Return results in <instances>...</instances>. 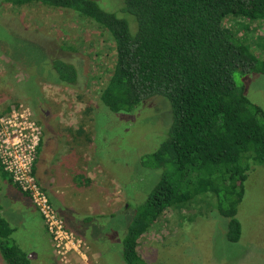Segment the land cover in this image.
I'll list each match as a JSON object with an SVG mask.
<instances>
[{
	"label": "rangeland",
	"instance_id": "obj_1",
	"mask_svg": "<svg viewBox=\"0 0 264 264\" xmlns=\"http://www.w3.org/2000/svg\"><path fill=\"white\" fill-rule=\"evenodd\" d=\"M93 1L108 12L118 6L114 0ZM257 22L228 19L224 25L264 60V22ZM56 59L74 66L75 86L56 82L51 66ZM114 63L111 36L86 18L71 10L42 4L14 6L0 0V113L27 107L40 125L42 142L34 174L60 216L66 213L54 198L52 178L46 177L60 173L50 162L51 154L47 156L54 138L60 144L59 158L70 164L65 170L70 181L80 188V196L90 197L87 204L96 215L89 217V209L66 220L91 243L86 241L87 261L83 264H126L122 248L128 227L159 180L157 171L144 166L142 160L159 148L172 122L168 104L159 99L143 102L131 113H114L98 105ZM233 78L244 87L250 102L264 111V74L235 72ZM79 129L84 131L82 135ZM60 134L63 137L57 136ZM5 188L7 198L0 196L4 215L18 229L13 238L27 241L24 250L31 263L62 264L27 198L15 188ZM214 203L210 193H205L182 207L166 210L139 240L138 252L144 261L264 264V166L254 165L247 173L244 195L236 207L241 227L237 242L228 241L226 219ZM18 209L29 214L25 217ZM72 261L81 264L75 256ZM0 264H5L1 257Z\"/></svg>",
	"mask_w": 264,
	"mask_h": 264
},
{
	"label": "trees",
	"instance_id": "obj_2",
	"mask_svg": "<svg viewBox=\"0 0 264 264\" xmlns=\"http://www.w3.org/2000/svg\"><path fill=\"white\" fill-rule=\"evenodd\" d=\"M114 1L118 6L108 12L93 0H4L71 10L109 33L115 63L98 105L114 113H131L154 99L169 106L172 122L164 140L142 160L159 180L128 227L124 262L147 264L138 252L140 238L166 210L205 193L226 219L228 241L237 242L236 207L247 173L254 165L264 166V111L250 102L233 75L264 74V60L224 22H264V0ZM51 66L57 83L75 86L72 64L56 59ZM0 179L22 193L1 166ZM13 232L0 205V257L5 264H32Z\"/></svg>",
	"mask_w": 264,
	"mask_h": 264
},
{
	"label": "built area",
	"instance_id": "obj_3",
	"mask_svg": "<svg viewBox=\"0 0 264 264\" xmlns=\"http://www.w3.org/2000/svg\"><path fill=\"white\" fill-rule=\"evenodd\" d=\"M41 136L42 129L27 107L0 113V166L36 209L59 262L72 264L75 256L83 264L87 261L86 241L66 227L34 174Z\"/></svg>",
	"mask_w": 264,
	"mask_h": 264
},
{
	"label": "crops",
	"instance_id": "obj_4",
	"mask_svg": "<svg viewBox=\"0 0 264 264\" xmlns=\"http://www.w3.org/2000/svg\"><path fill=\"white\" fill-rule=\"evenodd\" d=\"M57 136L58 137L59 136L63 137V135H61V134L57 135ZM60 149L61 148H60L59 142L54 138V141L52 140V142L49 145V150H48L47 156L51 154L52 161H50V162H51V164H53V168L55 170H59L60 173L58 172V174H54V175L52 174L53 176L52 175L49 176V174H47L46 177L47 178H50V177L52 178L50 184H51V187H52V190H53L54 198L60 202V207H62V209L67 214V216H65L66 214L64 216H61L64 219V221H65L66 227L68 229L72 230L78 237L82 238V236L78 233L77 230L73 229L71 226H68L66 220L67 219L68 220L69 219L74 220L75 218H78V216H77V212L78 211L82 212L84 210L85 212H87L90 209V212L88 211L89 217L92 214L96 215V213H95V209H93L90 205L88 206V204H87V203L90 202V197L87 196V195L80 196V194H81L80 193V188L76 189L75 188L76 185L73 183V181H70L71 175L69 173L65 172V170H68V166H70V164L68 163V160L64 161V158H63V160L61 158H59V156H58L59 153L57 151L60 150ZM72 168H73V166H72ZM48 173H49V171H48ZM86 177H87L88 182L92 181L89 172L86 173ZM7 185L10 186L11 188H15L13 185L9 184L7 180H5V179H1L0 180V196H1V198H3V197L5 199L7 198L5 196V191H4V190H7V188H5ZM72 189H73V191H69V190H72ZM17 192L21 196L25 197L18 190H17ZM25 198H27V197H25ZM27 200L31 204V201L28 198H27ZM3 201L4 200L0 201L1 216H2V218H4L8 222V224L11 227L14 228V232L12 234V238H13V236H15L18 233V229H17V227H15L14 225L11 224L9 218L5 217V215H4L5 209H4ZM32 207H33V205H32ZM34 209L35 208L33 207V210ZM18 210H20V209H18ZM20 211H21L22 214H24L25 217H26V214H29L27 211H22V210H20ZM35 211H36V209H35ZM110 212H113V211H110ZM36 213H37V211H36ZM99 213H102V212H99ZM99 213H98V215H101ZM111 215H113V214H111ZM38 216H39V214H38ZM80 220H82V218H80ZM89 220H90V218H89ZM89 220H87V221H89ZM40 223H41V227L45 231L44 225H43V222H42L41 218H40ZM45 233H46V231H45ZM18 239H20V238H18ZM18 239L16 240V239L13 238V240L16 242L17 245L20 246L21 249H23V250L27 249V247H26V242L27 241H25V240H20L19 241ZM82 239H84V237ZM86 241L89 243V245L91 244L89 240H86ZM49 242H50V239H49ZM92 249L96 250V248H92Z\"/></svg>",
	"mask_w": 264,
	"mask_h": 264
}]
</instances>
